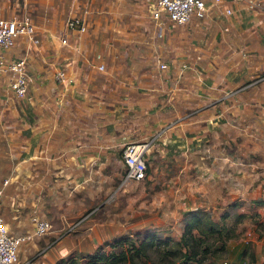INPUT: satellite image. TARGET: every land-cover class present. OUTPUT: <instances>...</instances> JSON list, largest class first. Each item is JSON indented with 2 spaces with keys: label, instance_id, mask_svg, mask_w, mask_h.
<instances>
[{
  "label": "rangeland",
  "instance_id": "rangeland-1",
  "mask_svg": "<svg viewBox=\"0 0 264 264\" xmlns=\"http://www.w3.org/2000/svg\"><path fill=\"white\" fill-rule=\"evenodd\" d=\"M149 1L0 0L5 15L28 14L48 29L35 30L41 42L24 43L29 49L13 48L26 58V95L15 97L0 79V185L9 178L2 214L6 219L10 204L19 212L17 196L27 202L33 193V215L50 222L46 233L21 245L16 264H87L92 252L122 251L124 264L264 261V12L237 1L229 15L217 11L182 26L165 22L158 35ZM71 15L83 17V33L65 30ZM99 61L102 71L93 66ZM56 71L72 80L55 79ZM108 88L117 94L109 96ZM243 104L255 110L253 118H242ZM198 126L195 144L183 140L180 154L166 156L170 143L152 147ZM75 127L87 182L77 188L63 186L61 172L44 171L71 168L74 154L53 153L47 165L43 153L46 131L53 129L58 150L61 130L69 136ZM96 128L104 138L100 152L85 154L97 149ZM141 141L149 142L142 157L152 178L145 172L141 180L123 181L122 149ZM205 154L209 160L199 158ZM23 222L10 227L30 230L28 214ZM188 223L187 251L179 238Z\"/></svg>",
  "mask_w": 264,
  "mask_h": 264
},
{
  "label": "built area",
  "instance_id": "built-area-1",
  "mask_svg": "<svg viewBox=\"0 0 264 264\" xmlns=\"http://www.w3.org/2000/svg\"><path fill=\"white\" fill-rule=\"evenodd\" d=\"M242 1L245 6L252 11L262 10L260 0H150L147 7L148 17L154 24V29L158 35L164 28L165 22L171 25H185L191 19L202 20L210 13L229 15L231 13V3ZM36 26L28 14L0 16V79L4 80L7 87L17 98L26 95L27 87L31 81L27 73V63L25 56L8 59L4 56V51L12 48L18 39H23L35 45L39 42V37L35 34ZM65 30L76 35L86 30V23L82 16L71 15L65 20ZM61 45H67L66 37L59 38ZM99 56H96V59ZM159 69L167 68L165 62H157ZM96 70L102 71V62L93 64ZM55 79L64 81L65 75L62 71L55 72ZM149 142L141 141L130 143L123 147L121 161L124 165L123 181L141 180L145 174V164L143 154L148 148ZM9 179V178H8ZM7 178L2 180L0 185V210L4 202L3 187L7 183ZM10 180L14 181L10 177ZM8 207V206H7ZM11 210H16L12 204ZM8 208L10 213L12 211ZM30 230L16 233L12 230L7 220L0 211V264H16L18 253L24 242H29L33 237L41 236L47 232L50 222L47 219L39 218L29 214Z\"/></svg>",
  "mask_w": 264,
  "mask_h": 264
},
{
  "label": "crops",
  "instance_id": "crops-1",
  "mask_svg": "<svg viewBox=\"0 0 264 264\" xmlns=\"http://www.w3.org/2000/svg\"><path fill=\"white\" fill-rule=\"evenodd\" d=\"M235 4H236V2L231 3V5H233V6ZM1 6H0V16L7 17V16H11L12 15V14L11 15H5V12L1 9ZM213 14H216V13L213 12ZM35 26H36V30L48 31V29L40 27V26H38L36 24H35ZM41 29H43V30H41ZM41 36L39 38L40 42H41ZM24 43H26V42L23 39H21V38L18 39L16 46L4 51V56L6 58H8V59H13V58L19 57L20 55L16 54V51L13 48H16L17 46H21V47H24L25 49L26 48L29 49L28 47H30V46H28V44L25 46ZM34 48H36V47H34ZM34 48L32 47L33 51H34ZM105 77L106 76H104V79H105ZM65 79L66 80L63 81V82L64 83H68V82H70L72 80V76L65 75ZM113 79L114 78H112V80ZM115 79H117V78H115ZM2 81H4V80H2ZM149 89L152 91V89L154 90L155 88L152 87V88H149ZM32 90H33V94L32 95L34 96L36 94V90L34 88H32ZM146 93L150 96L149 93H151V95H153L154 92H146ZM107 94L109 96H111V97L113 95L117 94L116 93V88H113V89L112 88H108L107 89ZM109 96H107V97L109 98ZM224 98H227V96L224 97ZM221 100H223V98H219L218 99V101H221ZM160 104H161V102L155 101V106L157 108L160 107ZM243 106H244V104H243ZM243 106H242V108H243ZM194 110H198V109L194 108ZM142 124H144V122ZM203 124H206V123H203ZM92 125H96L98 127V124H96V122H93ZM206 126L208 127L207 124L205 125V127ZM195 128H196V126H195ZM52 130L53 129L49 130V132H47V131L45 132L46 141L50 140L48 144H46V142L44 144L45 150L43 151V153L44 154H49L47 157H46V155H44L45 159L48 160L45 164L50 165L49 163H52L51 161H52L53 158H52L51 154H53V153H55V154H74V158L72 159V161L74 163H73V166L71 168H64L63 169L62 166L57 167V169L56 168H46L44 170L45 173H47V174L52 173V169H54V170H56V172H61L63 174V176L65 177V178L62 179V185L63 186L66 185V183L68 182V183H70L68 187H74V188L83 187L84 186L83 182H85V183H87V182L84 180V177L82 175V168L81 167H82V161H83V157H84L82 154H84V152H83V148H82L83 143L78 139V129H77V127H75V131H73L72 128H70L69 136L63 134V132L68 134L66 129L65 130H63V129L61 130L62 131L61 135L63 136V138H60V143H59V149L58 150L56 149L55 145L53 144L54 145V152H53V145L51 143V141H52V133H51ZM201 130H202L201 127L198 126L197 129L192 130V131L182 132V134H175V133L170 134L169 133L170 134V136H169L170 138H166V140H165V139H163L165 137H160L159 139H161V141L159 139H157L156 141H154L152 143V147H155V145H157V144L160 145L161 143H164V144L165 143H170L171 148L169 147V149L171 151H173V152H172V154H170L171 152H169V154H166V156L173 157V154H180V150H181L182 147L185 148L184 145L183 146L181 145V144H183V140H184V144H190V145L195 144L196 141H195V139L192 138L193 132L195 131V134H197ZM94 133H97V135H95L96 136V138H95V146L97 147V149H92V151H90V152L86 151L85 154H98V152H100V145H101L100 140L104 139V138H101V134H102L101 133V129L100 128H96L94 130ZM203 136L205 137V135H203ZM206 136L209 137V135H206ZM106 137L107 138H105V140H108L109 139L108 137H110V134H107ZM169 141H171V142H169ZM111 143L112 142L110 141L109 143L102 144V146L104 148H107L109 145H111ZM156 147H157V149H153V150L160 151V149H158V146H156ZM190 152L191 151H189V153ZM158 155L161 156V154H158ZM29 157H31V156H29ZM201 157L207 158L208 160L210 159V155L209 154H205V156L204 155H202V156L199 155V158H201ZM147 170H148V173L146 175L147 176L146 178L150 179L149 177L152 178V176H151L152 175V173H151L152 171H150L148 166H147ZM95 171L98 173V170H95ZM111 173H112V177H114V178H117L118 175H119V173L116 170H112L111 169ZM13 175H12L11 178L15 179L14 181H16L17 177H14L15 175L14 176ZM56 184H58V183H56ZM29 196H30L29 198H26L27 202H25V200L23 198L19 197V195H18L17 197H18L19 201L23 200L21 202H19L17 200H16L17 202L15 201L16 205L17 204L19 205V203H21L20 211L17 212V213H14V212H12V214L10 213L11 214L10 218L15 219V226H17V227H20L21 225L22 226L25 225L24 222H23V219L26 217V215L27 214L28 215L29 214H33L37 210V203L35 201L37 199L36 195H34L33 193H30ZM192 204H194V202ZM14 208H16V207H14ZM38 208H40V207H38ZM46 209H48V208H46Z\"/></svg>",
  "mask_w": 264,
  "mask_h": 264
},
{
  "label": "trees",
  "instance_id": "trees-1",
  "mask_svg": "<svg viewBox=\"0 0 264 264\" xmlns=\"http://www.w3.org/2000/svg\"><path fill=\"white\" fill-rule=\"evenodd\" d=\"M241 110H242L241 111L242 112L241 115L243 116L242 118L244 120H247L249 118H253L254 115H255V114H253V112H255V110H250L249 111V107L246 106V104H245V106H243V108ZM144 171L146 172V174L148 173V170H147V166L146 165H145V170ZM4 208L5 207L3 205H1V210L0 211L2 213H3L2 210ZM10 217H11V214L9 213L8 216H6V220H7L8 224H10V226H14L15 219H12ZM189 227H190V224L189 223L184 226V228H183V234L179 238L182 241L183 245L186 247L187 251L190 248H192V246H189L191 244H189L188 238L186 237V235H184L185 233H188L189 234ZM178 249H180V248H178ZM187 253L188 252H186V251L180 252V254H182L183 256L186 255ZM87 256L89 258V262H87V264H94L95 261L99 262L100 264H124V260L127 259L124 251L120 252L119 254H112V256H111V253L105 254L103 252H101V253L92 252L91 254H87ZM110 257H111V259H110ZM188 257L189 256H187V258ZM127 262L129 263L128 260H127ZM259 264H264V261L261 262V263H259Z\"/></svg>",
  "mask_w": 264,
  "mask_h": 264
}]
</instances>
